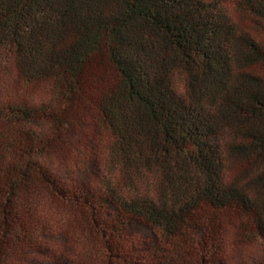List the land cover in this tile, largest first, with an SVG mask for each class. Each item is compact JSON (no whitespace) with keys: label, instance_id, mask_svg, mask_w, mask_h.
<instances>
[{"label":"trees","instance_id":"trees-1","mask_svg":"<svg viewBox=\"0 0 264 264\" xmlns=\"http://www.w3.org/2000/svg\"><path fill=\"white\" fill-rule=\"evenodd\" d=\"M233 6L264 36V0ZM233 6L0 0V264L51 228L88 264H225L231 216L233 244L264 264V37ZM75 147L97 184L60 178ZM138 224L149 250L125 245Z\"/></svg>","mask_w":264,"mask_h":264},{"label":"rangeland","instance_id":"rangeland-1","mask_svg":"<svg viewBox=\"0 0 264 264\" xmlns=\"http://www.w3.org/2000/svg\"><path fill=\"white\" fill-rule=\"evenodd\" d=\"M230 7L234 5L235 0H226ZM232 9L234 20L247 30L249 33L254 34L259 39L264 37L260 33V27L256 24L255 19L249 16L244 11ZM2 84V83H1ZM0 86V91L2 90ZM62 180L65 181H79L85 182L86 180L93 185L98 183L100 175L102 174V167L99 164L87 165L84 150L81 147H75L71 154V166L63 168L58 171ZM233 217L226 220L225 225L221 229L222 244L219 243L215 249L216 256L224 261L225 264H253L256 257H260L258 247L253 245L233 244L231 224ZM45 228H51L45 226ZM46 247H36L37 250L28 256L13 257L8 264H88V253L85 242L78 235H71V240H68L56 228L44 229L39 234ZM126 246H133L141 248V250H149L156 244L155 232L144 225L134 226L124 237ZM57 252L61 254L60 263L49 262L45 258L47 251Z\"/></svg>","mask_w":264,"mask_h":264}]
</instances>
